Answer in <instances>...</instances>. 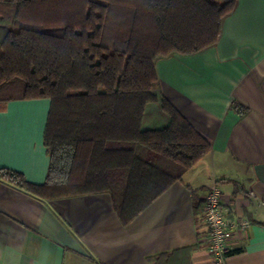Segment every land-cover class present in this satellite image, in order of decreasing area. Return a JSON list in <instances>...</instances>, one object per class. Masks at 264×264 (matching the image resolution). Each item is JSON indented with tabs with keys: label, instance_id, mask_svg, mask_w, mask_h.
Instances as JSON below:
<instances>
[{
	"label": "crops",
	"instance_id": "0c3cea01",
	"mask_svg": "<svg viewBox=\"0 0 264 264\" xmlns=\"http://www.w3.org/2000/svg\"><path fill=\"white\" fill-rule=\"evenodd\" d=\"M156 68V93L211 151L128 224L109 192L48 201L0 178V264H217L205 219L214 183L228 216L251 222L230 240L226 264H264V0H238L216 46L159 58ZM50 105L31 98L0 109V170L46 181ZM169 123L160 103L147 106L144 128Z\"/></svg>",
	"mask_w": 264,
	"mask_h": 264
},
{
	"label": "trees",
	"instance_id": "16d2710c",
	"mask_svg": "<svg viewBox=\"0 0 264 264\" xmlns=\"http://www.w3.org/2000/svg\"><path fill=\"white\" fill-rule=\"evenodd\" d=\"M237 3L0 0V109L51 102L46 181L11 169L0 178L48 201L109 192L123 224L133 221L212 148L156 93V62L216 46ZM151 103L169 115L166 127L144 128Z\"/></svg>",
	"mask_w": 264,
	"mask_h": 264
},
{
	"label": "built area",
	"instance_id": "2783aa9c",
	"mask_svg": "<svg viewBox=\"0 0 264 264\" xmlns=\"http://www.w3.org/2000/svg\"><path fill=\"white\" fill-rule=\"evenodd\" d=\"M205 219L209 228V250L217 264H226L231 252V239L239 231L246 230L251 222L239 216L236 219L228 216V209L222 203V191L214 183L206 198Z\"/></svg>",
	"mask_w": 264,
	"mask_h": 264
},
{
	"label": "snow or ice",
	"instance_id": "6c2138e0",
	"mask_svg": "<svg viewBox=\"0 0 264 264\" xmlns=\"http://www.w3.org/2000/svg\"><path fill=\"white\" fill-rule=\"evenodd\" d=\"M0 141H2V128H0Z\"/></svg>",
	"mask_w": 264,
	"mask_h": 264
},
{
	"label": "rangeland",
	"instance_id": "374dc122",
	"mask_svg": "<svg viewBox=\"0 0 264 264\" xmlns=\"http://www.w3.org/2000/svg\"><path fill=\"white\" fill-rule=\"evenodd\" d=\"M152 104V103H151Z\"/></svg>",
	"mask_w": 264,
	"mask_h": 264
}]
</instances>
